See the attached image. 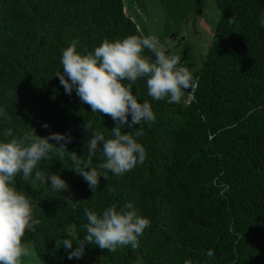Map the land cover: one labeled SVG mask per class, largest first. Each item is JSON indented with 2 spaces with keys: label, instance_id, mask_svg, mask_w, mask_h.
<instances>
[{
  "label": "trees",
  "instance_id": "1",
  "mask_svg": "<svg viewBox=\"0 0 264 264\" xmlns=\"http://www.w3.org/2000/svg\"><path fill=\"white\" fill-rule=\"evenodd\" d=\"M217 8L211 46L178 103L153 100L144 80L134 85L157 118L141 125L142 164L106 172L94 192L71 170L67 151L39 169L60 173L68 191L16 177L35 201L23 240L41 264H264V0H222ZM133 34L142 35L123 0H0V107L8 114L0 135L69 133L67 150L87 159L90 132L111 138L115 122L65 93L55 77L61 49L76 40L78 51H92L105 38ZM103 160L97 152L92 163ZM127 203L150 220L136 249L86 244L80 259L69 260L64 247L51 254L72 234L73 248L82 242L84 208Z\"/></svg>",
  "mask_w": 264,
  "mask_h": 264
},
{
  "label": "clouds",
  "instance_id": "2",
  "mask_svg": "<svg viewBox=\"0 0 264 264\" xmlns=\"http://www.w3.org/2000/svg\"><path fill=\"white\" fill-rule=\"evenodd\" d=\"M259 24L264 27V12L259 15ZM145 50L155 59L144 55ZM59 63L61 69L55 77L59 78L65 93L71 95L75 91L92 113L110 116L115 126L111 129V138H106L102 132H90L86 125L90 132L87 159L67 150V144L72 141L69 133L53 132L42 137L33 128L22 136L14 135L11 129L0 135V264H21L22 257L28 254L23 238L26 229L32 227L35 201L17 189L16 177L33 185L46 184L58 193L68 191L70 186L60 173L50 174L39 169L40 163L52 156L63 160L67 151L71 170L94 192L100 178H107L106 172L120 176L146 159V149L137 138L143 136L141 125L151 126L157 118L151 104L134 94L137 81L146 82L147 95L153 100L168 103H178L183 90L192 82L180 58L168 54L156 35L105 38L92 51H78V41L73 40L61 49ZM7 116L0 107V120ZM42 127L47 129L49 124L44 123ZM97 152L102 153L104 160L94 166L92 161ZM83 211L87 223L83 226L82 242H75L73 248L71 238L65 237L62 241L69 260L80 259L86 244L111 252L120 247L136 249L139 238L150 227V220L132 203L122 207L109 205L99 212L88 208ZM184 264H190L189 260Z\"/></svg>",
  "mask_w": 264,
  "mask_h": 264
},
{
  "label": "rangeland",
  "instance_id": "3",
  "mask_svg": "<svg viewBox=\"0 0 264 264\" xmlns=\"http://www.w3.org/2000/svg\"><path fill=\"white\" fill-rule=\"evenodd\" d=\"M218 1L222 0H123V4L142 35H156L166 52L178 56L193 76L211 46L219 19ZM62 247V241L57 242L51 254L59 256ZM27 248L21 264H41L32 246Z\"/></svg>",
  "mask_w": 264,
  "mask_h": 264
}]
</instances>
